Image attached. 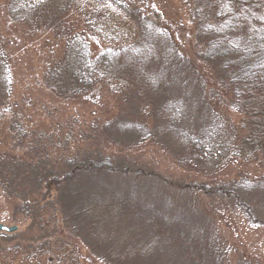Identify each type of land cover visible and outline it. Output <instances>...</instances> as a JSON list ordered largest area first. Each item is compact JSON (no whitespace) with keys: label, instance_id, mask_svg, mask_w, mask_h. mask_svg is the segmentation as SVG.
Returning a JSON list of instances; mask_svg holds the SVG:
<instances>
[{"label":"rangeland","instance_id":"obj_1","mask_svg":"<svg viewBox=\"0 0 264 264\" xmlns=\"http://www.w3.org/2000/svg\"><path fill=\"white\" fill-rule=\"evenodd\" d=\"M223 2L0 0V223L18 227L0 231V264H264L262 156L209 168L166 134V106L193 133L240 123L221 64L199 46L245 40L264 7L248 20ZM77 36L95 54L143 55L84 89L59 71ZM103 161L116 170L83 168ZM74 169L42 200L47 179Z\"/></svg>","mask_w":264,"mask_h":264},{"label":"trees","instance_id":"obj_2","mask_svg":"<svg viewBox=\"0 0 264 264\" xmlns=\"http://www.w3.org/2000/svg\"><path fill=\"white\" fill-rule=\"evenodd\" d=\"M226 1V4L223 2L224 10L233 18L256 19L254 8L264 7V0ZM260 20L251 27L248 37L243 41L229 35L215 34L199 46V54L204 60L221 64L230 111L241 116L240 123L234 125L236 130L233 133L227 134L221 128L213 130L210 126L206 127L205 133L188 131L178 119L181 109L166 106L171 121L166 134L175 139L179 148L187 150L186 157L196 164L219 169L227 166L233 158L254 154L261 155L264 160V19ZM214 33L218 32L214 30ZM143 51L140 45H128L119 53L107 49L95 54L89 41L77 36L67 43L59 71L67 74L76 86L88 89L97 75H109L138 66ZM83 168L96 172L116 170L110 161L89 163ZM76 172L74 169L62 176L47 179L43 185L42 200L50 199L63 183L76 176ZM179 186L210 192L204 185ZM215 192L229 196L220 187ZM246 214L253 224L263 225L247 207Z\"/></svg>","mask_w":264,"mask_h":264},{"label":"water","instance_id":"obj_3","mask_svg":"<svg viewBox=\"0 0 264 264\" xmlns=\"http://www.w3.org/2000/svg\"><path fill=\"white\" fill-rule=\"evenodd\" d=\"M17 226H7L5 224L0 223V231H5V232H15L17 230Z\"/></svg>","mask_w":264,"mask_h":264}]
</instances>
